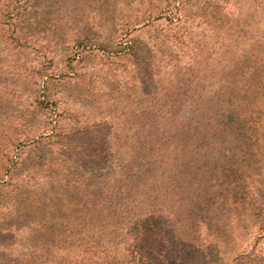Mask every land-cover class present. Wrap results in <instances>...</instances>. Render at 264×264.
I'll use <instances>...</instances> for the list:
<instances>
[{
	"label": "rangeland",
	"instance_id": "374dc122",
	"mask_svg": "<svg viewBox=\"0 0 264 264\" xmlns=\"http://www.w3.org/2000/svg\"><path fill=\"white\" fill-rule=\"evenodd\" d=\"M256 5L264 0H0V264H264V183L250 209L234 210L218 173L197 202L159 190L163 202L136 213L99 200L108 220L84 214L102 184L118 188L139 145L174 132L194 94H208L204 78L224 74L227 58L211 48L213 31ZM195 78L198 91L186 87ZM214 112L181 128L210 136L216 152L225 140ZM158 168L148 180L160 186L170 176ZM183 212L195 222L187 232ZM49 216L57 242L29 230Z\"/></svg>",
	"mask_w": 264,
	"mask_h": 264
},
{
	"label": "trees",
	"instance_id": "16d2710c",
	"mask_svg": "<svg viewBox=\"0 0 264 264\" xmlns=\"http://www.w3.org/2000/svg\"><path fill=\"white\" fill-rule=\"evenodd\" d=\"M227 16L225 19L227 18L228 27L225 30L218 27V30L213 31L214 37L220 40L211 44L215 51L214 47L218 43V48L227 56L220 67V71L226 76L222 74L218 79L214 76L204 78L206 82L201 87L202 91L208 94L197 92L188 101L191 109L186 112L183 124H178L174 132H163L159 142L139 145L141 154L131 155L126 161V174L119 182L118 188L112 191L108 184H102L98 193L90 194V204L84 210L85 219L91 221V216L97 212L100 218H105L104 220H108L112 215L103 214L108 208L95 209L99 200H112L113 203L123 204L134 212L147 204H160L165 197L155 193L159 190H166L169 200L177 202L179 206L189 201L197 202L199 192L212 194L213 182L217 176L220 175L221 178L218 173L224 174L221 180L228 187L232 186L234 210L250 209L254 206L255 203L252 202L264 183V86L261 89L258 86V74L264 71V5H256L247 15L239 14L236 18L234 15ZM208 69L211 72L216 71V68L210 65ZM197 71H200L199 67ZM238 72L244 76L233 75ZM246 73H249V76H246ZM188 83L186 87H194L196 91L200 88V81L196 83V78ZM208 86L212 88L208 89ZM164 98L171 100L167 94ZM179 105L182 106V102ZM213 111L215 112L211 114L212 117L218 112L225 140V144L216 152L209 145L210 136L205 133L200 136L193 128H181L196 126L197 113L208 115ZM159 163L165 165L166 174L170 176L167 182L160 186L148 180V175L159 169ZM141 186L143 190L140 195L134 194V188ZM44 209L46 208L33 205L30 211L44 212ZM183 214L185 215L184 212ZM186 215L190 216L191 213ZM186 215L182 223L187 225L184 232L195 224L194 220L187 219ZM57 226L49 216L41 222H32L29 230H33L32 234H39L43 230L48 233V239L52 243L58 241L54 239ZM245 252L246 250H241L239 255ZM17 262L35 264L29 257Z\"/></svg>",
	"mask_w": 264,
	"mask_h": 264
}]
</instances>
